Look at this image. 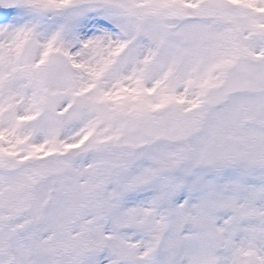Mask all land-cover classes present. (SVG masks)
Here are the masks:
<instances>
[{
	"label": "snow or ice",
	"instance_id": "1",
	"mask_svg": "<svg viewBox=\"0 0 264 264\" xmlns=\"http://www.w3.org/2000/svg\"><path fill=\"white\" fill-rule=\"evenodd\" d=\"M0 264H264V0H0Z\"/></svg>",
	"mask_w": 264,
	"mask_h": 264
}]
</instances>
